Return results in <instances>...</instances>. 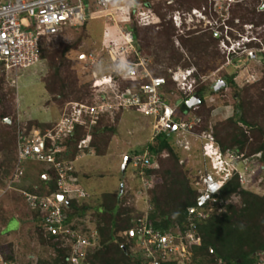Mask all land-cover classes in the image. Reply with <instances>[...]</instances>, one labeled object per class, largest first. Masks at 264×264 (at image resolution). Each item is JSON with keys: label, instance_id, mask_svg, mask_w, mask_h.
I'll return each instance as SVG.
<instances>
[{"label": "rangeland", "instance_id": "374dc122", "mask_svg": "<svg viewBox=\"0 0 264 264\" xmlns=\"http://www.w3.org/2000/svg\"><path fill=\"white\" fill-rule=\"evenodd\" d=\"M182 1L184 0H168L170 3L167 4L166 1L152 0L155 7H159V13L164 14V25L147 28L142 30L144 32H140V38L147 33L148 35L154 34L156 39L151 48L150 57L140 53L139 55L149 60L147 68L152 77L165 78L169 83L168 89L172 92L171 102L179 96L177 86L170 78L172 72L184 73L186 70H194L196 74L199 72H196V65L193 63H202L201 66L207 73L197 74L200 78L195 76V90L200 86L208 87L204 107L201 105L195 114L191 111L190 116L193 117L186 122V124H191V130L166 131L171 133L169 141L173 150L178 154L180 171L189 180L192 188L197 189L196 182L208 166L207 160L203 157V153L208 148L204 145L207 144L206 141H209L207 135L212 136L215 126L218 123L223 125L222 122L233 113L234 88L232 86L223 88L222 86L214 92L212 85L219 79L224 81L225 75L231 76L237 89L249 90V94L255 101L259 99L257 94L260 87H264V52L258 53L257 51L258 48L264 49V16L256 11L258 2L256 4V1L245 0L232 5L226 11H221L220 18L216 14L217 18L213 20V27L204 26L201 21L195 29L188 30L186 28L192 27L195 22L190 25L186 24L184 20L187 17H182L181 30L183 32L180 33L168 17L175 11L185 12L208 5L205 0H198L199 7L195 3L188 8L189 3L182 4ZM126 15H122L120 10L111 8L100 10L92 14L96 18L89 19L84 29H67L43 41L41 44L43 56L35 66L18 69L15 74L4 67L0 68V114L5 115L0 118V227L7 222V234H2L0 245L13 244L12 251L17 264H36L38 260L49 262L55 257L52 247L38 244L35 230L33 231V226H30V210L22 194V192H31L41 186V179L48 178L45 174L48 167L41 163L23 162L21 165L23 176H13L17 135L23 131L28 133L33 129L43 131L50 128L59 120L66 103L77 102L72 100L64 102L47 93L44 81L53 71L49 65L50 62H54L53 67H57L56 62L62 61L64 66L61 72H65L69 67V70L75 74L79 87H87L93 83L90 86V92L96 101L99 100L100 93L106 98H113V93L117 91V81L107 83L106 79L112 74L117 75V72L112 71L118 69L121 63L112 62L108 51L113 45L120 44L117 27H122L119 22ZM237 19L240 21L239 25L235 24ZM244 24L252 25L251 30L245 28ZM223 25L228 28H224ZM229 28L232 29L229 30ZM165 32L170 34L173 49L182 56V62L185 60L191 63L189 67L182 68L181 63L171 65L170 55L163 51V48H166L163 41ZM194 32H198L196 35L208 45L203 43L196 51L184 49L179 42V37L185 38ZM209 33L216 38L214 44H211L209 40ZM80 35L82 39L78 45L75 44V47L64 53L67 58L65 64L63 62L65 57L62 58L60 53L66 49V46H73ZM244 36L248 38L255 36L258 42L244 44L245 41L242 39ZM231 46L234 48L233 51H229ZM134 47L136 49L135 44ZM82 54L91 55V58L86 56L83 59L80 57ZM128 61H132L131 58ZM246 100L249 101V98ZM109 116V122L110 124L115 122V128L113 133H108L106 136L107 147L103 155L98 156L93 149H85L78 151L75 158L70 161L78 175L79 185L89 196V198L79 200V204L95 206L102 194L111 193L119 195L122 208L147 213L150 205L146 196V186H151V183L147 184L144 179L140 180L130 164L124 173L121 169L125 157H131L133 152L142 153L152 142L156 136L154 130L156 122L152 117L134 108L114 110ZM6 119H9V122H6ZM36 124L43 128L36 127ZM214 159L217 160V158ZM257 160L258 156L237 159V172L245 190L262 195L264 194V170L258 173ZM171 162L170 155L164 151L159 158L156 157V162L153 163L154 168L160 169L169 166ZM9 185L11 188H8ZM239 201V197L232 196L228 203L238 205ZM93 212L89 210L83 217L71 223L76 224L77 222L76 227L83 231L94 229L96 217ZM130 250L132 253L139 251L137 245H130ZM179 256L180 258L177 259L179 263L190 264L192 261L191 254ZM261 259L260 262H264L263 255Z\"/></svg>", "mask_w": 264, "mask_h": 264}, {"label": "trees", "instance_id": "16d2710c", "mask_svg": "<svg viewBox=\"0 0 264 264\" xmlns=\"http://www.w3.org/2000/svg\"><path fill=\"white\" fill-rule=\"evenodd\" d=\"M135 1L144 4L150 2L149 0ZM205 1L207 3V0ZM252 1H256V4L258 2L256 11H259L261 16H264V10H261L262 0ZM185 3H189L187 5L189 6L188 8H191L192 4L195 3L198 4V7L200 6L198 0L182 1V4ZM152 10L155 11L153 15L154 23L150 24V26H140L135 21L132 11L127 13L128 19L124 22L125 28L132 33L135 39L136 50L146 57H150L152 54L151 48L156 36L146 33L140 38V32H144L142 30L147 28L164 25V14L159 13V7L153 5ZM212 15L214 17V14ZM85 26L81 27V29H84ZM196 34L198 32L191 33L185 36V38L179 37L181 46L184 49L193 51L200 48L204 41ZM163 37L166 47L165 49L163 48V51L170 55L169 60L171 65L181 63L182 68L189 67L191 63L185 60L182 62V56L174 51L170 34L165 32L163 33ZM81 39L82 35L79 36L73 46H66V49H63L62 53H60L62 58L65 57L63 61L65 64L67 63V58L64 53L75 47V44L78 45ZM209 40L211 44H214L216 41L212 33H209ZM204 45L208 44L205 42ZM42 52L40 49V57L43 56ZM132 59L134 60L135 58ZM56 63L57 67H53L54 62L49 63L53 71L44 81L47 93L64 102L72 100L85 104H93L95 98L90 92V86L93 83L87 87H79L76 76L69 70V67L65 72H61L64 64L62 61ZM193 64L196 65V72H199L194 73V76L200 78L198 75L207 74L201 66L202 63ZM3 67L0 64V68L2 69ZM115 72H117V75L112 74L106 80L108 81L107 83L109 81L112 83L117 81V91L120 93L126 89L134 91L141 84L138 80L121 81L120 73L117 69ZM232 79L233 77L231 76H224L226 86L234 88L233 113L222 122L223 125L218 123L215 126L211 137L216 148L223 156L233 153L238 160L258 156L257 165L259 173L264 170V87H260L257 94L259 99L255 101L249 94V90L245 88L237 89ZM168 84L161 89V94L163 101L174 108L173 122H188L193 117L190 116L191 111L195 114L201 108V105L204 107V98L208 86H200L194 91V93L199 95L201 101L197 108L190 109L186 106V101L190 97L184 96L179 91V96L175 100H172V102L170 101L172 92L168 89ZM246 98H249V101ZM113 112L102 114L96 124L90 126L89 129L77 127L73 135L65 140L63 144L64 151L59 159L70 162L75 158L78 151H84L85 149H93L98 156L103 155L107 147L106 136L108 133H113L115 128V122L113 124L109 122V115L113 114ZM3 117L5 115L0 114V118ZM36 127L41 126L36 124ZM219 127L220 129H218ZM170 136L171 133L169 132L159 133L145 148V150L149 151L153 162H156V157L159 158L160 154L164 151L168 152L172 161L165 168L146 169L144 172L145 177L151 183V186L146 190V196L150 205V210L147 212V222L148 226L161 232L178 228L183 233L187 229L186 226L188 224L187 208L195 205L197 190L192 188L189 180L180 171L178 154L170 144ZM84 141L87 142V148L82 149ZM136 154L138 153L133 152L132 156ZM15 160L16 156L14 163ZM45 174L48 178L41 179V186L35 190H31V193L44 196L54 191L56 178L53 170L47 168ZM232 196L240 198L238 205L228 203V200ZM218 200L221 204H216L212 210L206 208L205 213L207 215L201 219L194 220L195 232L193 240L186 241L187 251L192 255L190 264H257L262 260L261 256H264V194L260 195L245 190L240 183L239 174L235 172L231 179L220 189ZM68 203L69 206L64 208L67 222L83 217L89 210L94 211L93 215L96 217L94 228L97 230L99 245L88 255L87 262L89 264H139V252L132 253L130 250V245H137L139 249L138 242L136 239H129L127 236H124L123 232L132 227L138 220L143 219L145 212L122 208L119 195L111 193L102 194L98 204L95 206L84 203L79 204L73 198L69 199ZM219 209L221 211L218 212ZM30 216V226H33V231L35 230L38 244L50 246L55 251L54 259L49 262L38 260L36 264H68V247L65 242L55 235L44 231L41 214L30 211ZM75 223L73 228H77V222ZM12 248V243L0 245V256L2 258L0 264H17ZM182 263L171 258L163 264Z\"/></svg>", "mask_w": 264, "mask_h": 264}, {"label": "built area", "instance_id": "2783aa9c", "mask_svg": "<svg viewBox=\"0 0 264 264\" xmlns=\"http://www.w3.org/2000/svg\"><path fill=\"white\" fill-rule=\"evenodd\" d=\"M149 1L148 4H144L135 0H0V64L6 70L13 71V74L17 73L18 69L35 66L40 60L43 40L57 36L67 29L76 30L83 27L89 19L96 18L92 14L100 10L116 9L120 10L122 15L132 11L135 21L140 26H150L154 23L152 10L154 4L152 0ZM156 1L170 3L168 0ZM242 1L207 0L208 6L192 8L185 12L175 11L168 19L172 20L174 27L180 33L183 32L181 30L182 17H187L184 20L186 24L190 25L195 22V25L186 28L188 30L195 29L201 21L204 26L213 27V20L217 18L216 14L220 18L221 11H226L232 5ZM263 3L264 0H262V5ZM261 10H264L262 6ZM127 17L126 15L119 22L122 27H117L121 47L120 44H118L119 46L113 45L108 52L112 62H126L127 68L121 70L119 66L117 71L123 80L140 81L141 84L137 89L134 91L126 89L122 93L116 91L113 93L112 99L111 97L106 98L100 93L99 100H95L93 104L68 102L65 104L59 120L50 128L43 131L33 129L28 133L23 131L17 135L16 139V161L13 176H23L21 166L23 162L44 164L51 168L55 174V189L51 194L44 196L31 192H22V194L28 209L41 214L44 231L65 242L68 247V264H89L87 262L88 255L99 245L95 228L86 231L73 228L74 224L67 222V216L64 213L69 199L73 198L78 202L88 196L79 185L72 162L59 159L64 151L65 140L73 135L74 130L77 127L89 129L104 113L130 108L155 120L156 136L169 130H191L192 128L191 124H186V122H180L174 128L173 110L163 101L161 94L166 80L162 77H152L149 73L147 68L149 60L139 55L134 47L135 39L132 33L123 25L128 19ZM239 22L238 19L235 20L236 25H239ZM244 27L251 30L252 25L244 24ZM250 33L252 32L250 31ZM242 39L247 43L249 41L258 42L255 36L249 38L244 36ZM230 49L229 51H233V46ZM257 51L261 53L264 52V49L258 48ZM86 56V54H82L80 57L84 59ZM134 56L137 58L135 61H128ZM87 57L90 59L91 55ZM191 71L186 70L184 73L175 71L171 76L177 89L185 96L192 95L195 88V78L192 77L189 81L186 78ZM207 136H209V142L204 145L208 148L203 153V157L207 160L208 166L205 167L196 182L195 205L187 208V229L183 233L178 228L163 232L155 230L148 226L147 213H145L143 219L138 220L123 232L124 236L136 239L138 242L139 264H163L171 258L177 260L180 258L179 255L190 254L187 251L186 241L193 240L194 220L205 217L207 215L206 208L212 210L216 204H221L218 200L220 189L235 172L238 173V161L233 153L223 156L215 147L212 137ZM85 143L86 141L82 143V149L87 147ZM130 165L137 172L140 180L144 179L147 184L150 183L144 174L146 169L154 168L148 150L131 156ZM240 183H242L241 178ZM148 187L146 186V190ZM8 188H11L10 185ZM59 196H63L64 199L59 201ZM257 264H264V262Z\"/></svg>", "mask_w": 264, "mask_h": 264}, {"label": "water", "instance_id": "95a60500", "mask_svg": "<svg viewBox=\"0 0 264 264\" xmlns=\"http://www.w3.org/2000/svg\"><path fill=\"white\" fill-rule=\"evenodd\" d=\"M262 7H263V9H264V3H263V5H262ZM225 85H226V84H225L224 81L219 80L218 82H216V84H214V86H213V90H214V91H217L220 87L225 86ZM199 103H200V98H199V96H198L197 94H194V95H192V96L186 101V106H187L188 108H192V107L198 105ZM5 121H6V122H9V119H6ZM175 127H176V125L174 126V128H175ZM130 162H131V157H125V158H124V162H123V164H122V169H121L122 173L125 172L126 168H127L128 165L130 164ZM121 189H122V186H121ZM63 199H64L63 196H59V197H58V200H59V201H62ZM67 205H68V204H67Z\"/></svg>", "mask_w": 264, "mask_h": 264}, {"label": "clouds", "instance_id": "9594fccd", "mask_svg": "<svg viewBox=\"0 0 264 264\" xmlns=\"http://www.w3.org/2000/svg\"><path fill=\"white\" fill-rule=\"evenodd\" d=\"M170 20H171V19H170ZM171 22H172V20H171ZM123 25H125V24H123ZM173 26H174V25H173ZM247 38H248V37H247ZM134 42H135V41H134ZM250 43H254V42H252V41H251V42L249 41L248 43H247V42H244V44H250ZM134 44H135V43H134ZM133 58H135V56H134ZM144 58H145V57H144ZM135 59H137V58H135ZM135 59L133 60V59L131 58L132 61H135ZM126 68H127V64H126V62H123V61H122V62H121V65H120V69H121V70H125ZM184 72H185V71H184ZM194 73H195L194 70H192L191 73L186 77V78H187V81H189L192 77L195 78ZM171 76H172V73H171ZM170 78H171V77H170ZM164 79H165V78H164ZM171 80H172V78H171ZM219 80H221V79H219ZM219 80H217L216 82H218ZM172 81H173V80H172ZM222 81H223V80H222ZM216 82H215V84H216ZM224 82H225V81H224ZM174 83H175V81H174ZM166 84H167V82H166ZM166 84H165V85H166ZM165 85H164V86H165ZM164 86H163V87H164ZM213 86H214V84L212 85V87H213ZM195 88H196V86H195ZM195 88H194V91H195ZM223 88H226V85H225ZM212 90H213V89H212ZM178 91H179V90H178ZM194 91H193V94H192V95L197 94V93H194ZM213 91H214V90H213ZM179 92H181V91H179ZM214 92H215V91H214ZM181 93H182V92H181ZM182 94H183V93H182ZM183 95H184V94H183ZM192 95H190L189 97H191ZM197 95H198V94H197ZM184 96H185V95H184ZM198 96H199V95H198ZM199 98H200V97H199ZM204 99H205V98H204ZM200 101H201V100H200ZM199 104H200V103H199ZM199 104H198V105H199ZM168 106H169V105H168ZM169 107H171V106H169ZM171 108H172V107H171ZM190 109H191V108H190ZM172 110H173V114H174V108H172ZM173 114H172V116H173ZM176 124H178V123H174V125H176ZM174 130H176V129H174ZM179 130H180V129H179ZM210 136H211V135H210ZM207 142H209V141H206V143H207ZM86 148H87V147H86ZM15 156H16V151H15ZM15 161H16V160H15ZM13 170H14V169H13ZM81 187H82V186H81ZM82 188H83V187H82ZM83 189H84V188H83ZM85 192H86V191H85ZM86 193H87V192H86ZM87 195H88V194H87ZM87 197H88V196H87ZM74 200H75V199H74ZM76 202H77V201H76ZM78 203H79V201H78ZM67 204H68V205H67V207H68V206H69V203L67 202ZM1 259H2V258H1ZM2 264H3V263H2ZM7 264H8V263H7ZM11 264H12V263H11Z\"/></svg>", "mask_w": 264, "mask_h": 264}, {"label": "crops", "instance_id": "0c3cea01", "mask_svg": "<svg viewBox=\"0 0 264 264\" xmlns=\"http://www.w3.org/2000/svg\"><path fill=\"white\" fill-rule=\"evenodd\" d=\"M76 174V173H75ZM78 177V175H76ZM79 181V180H78ZM80 184V183H79ZM2 234H7V222L3 223L0 227V238L2 237Z\"/></svg>", "mask_w": 264, "mask_h": 264}, {"label": "bare ground", "instance_id": "6f19581e", "mask_svg": "<svg viewBox=\"0 0 264 264\" xmlns=\"http://www.w3.org/2000/svg\"><path fill=\"white\" fill-rule=\"evenodd\" d=\"M224 46V45H223ZM238 47V46H237ZM226 50V49H225Z\"/></svg>", "mask_w": 264, "mask_h": 264}]
</instances>
